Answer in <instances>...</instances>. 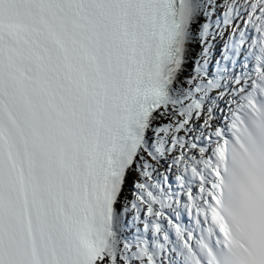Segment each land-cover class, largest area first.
Returning <instances> with one entry per match:
<instances>
[{"label":"snow or ice","instance_id":"6c2138e0","mask_svg":"<svg viewBox=\"0 0 264 264\" xmlns=\"http://www.w3.org/2000/svg\"><path fill=\"white\" fill-rule=\"evenodd\" d=\"M0 264H264V0H0Z\"/></svg>","mask_w":264,"mask_h":264}]
</instances>
